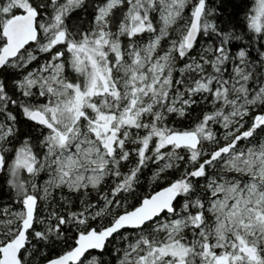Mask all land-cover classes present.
Listing matches in <instances>:
<instances>
[{
  "label": "rangeland",
  "instance_id": "rangeland-1",
  "mask_svg": "<svg viewBox=\"0 0 264 264\" xmlns=\"http://www.w3.org/2000/svg\"><path fill=\"white\" fill-rule=\"evenodd\" d=\"M76 2L66 0L67 5ZM196 3L91 2L94 15L88 37L93 43L78 47L64 46L58 12L53 13V20L37 22L40 41L35 51L47 54L45 58L36 63V56L22 55L6 68L19 74L15 87L23 97L35 86L48 90L46 105L39 112L48 117L55 131L41 134L30 146L31 151L17 152L9 170L10 182L20 171L33 181L45 173L39 186L41 202L48 190H95L107 177L106 168L112 164L117 141L136 144L132 138L137 135L130 128L133 123L145 122L155 113L162 119L182 117L196 97L189 92L190 76L200 74L207 64L201 58L197 70L195 55L178 63L184 55V40ZM140 12L148 16L149 27L141 22ZM251 25L256 32L264 26V0H256ZM104 46L113 48L105 53L101 51ZM65 49L75 57L71 59L72 54H66ZM244 60V52L233 60L229 82L232 99L219 98L226 107L213 119L218 128L209 144L213 151L199 147L195 158L186 156L189 174L199 182L197 194H189L176 211L139 232L124 254L126 264L142 263L148 254L156 257L152 248L160 244L171 245V249L153 264H264V116L255 117L247 126L245 123L249 110L264 103V83L248 86L251 74ZM242 92L244 97L236 95ZM206 98L197 97L201 102ZM31 113L24 115L29 118ZM9 134L0 124V146ZM179 161L177 155H169L159 173ZM109 207L106 203L104 210ZM192 210L198 212L191 214ZM1 217L0 235L3 232L13 240L24 210H4ZM35 225L41 232L48 231L43 217H36ZM244 249L254 251L255 261L243 256ZM96 263L93 256L84 261Z\"/></svg>",
  "mask_w": 264,
  "mask_h": 264
},
{
  "label": "trees",
  "instance_id": "trees-1",
  "mask_svg": "<svg viewBox=\"0 0 264 264\" xmlns=\"http://www.w3.org/2000/svg\"><path fill=\"white\" fill-rule=\"evenodd\" d=\"M77 1L67 5L66 0H0V49L4 45V25L11 17L23 13L26 9L36 10L37 22L43 19L53 20V13L58 12V30L63 33L64 46L91 45L93 42L91 43L88 37L94 15L91 2L100 3L105 0ZM199 1L201 0H196V5ZM204 1L205 9L200 20L198 40L190 50L183 45L184 55L178 61H189L192 55H195L197 70L201 58L207 62L200 74L190 76L189 92L196 96L194 103L186 108L182 117L169 115L162 119L161 115L155 113L145 122L133 123L130 128L137 135L132 138L136 144L130 146L117 141L112 164L106 168L107 177L95 190L77 193L65 189L48 190L45 200L41 202L39 186L45 179V173L33 181L29 175L20 171L13 177L14 181L10 182L9 170L17 152L31 151L30 146L41 134L48 131L34 125L24 115L28 111H42L47 102L48 90L35 86L30 95L23 97L15 87L19 74L10 71L6 66L0 71V124L10 132L0 146V222L3 220L1 213L4 210H22L25 198L32 196L38 205L35 218L43 217L48 230L41 232L34 220L32 230L28 233L26 248L19 257L22 264H44L59 257L75 246L80 234L108 227L118 216L133 210L150 194L165 187H171L178 193L173 211L178 209L182 199H186L189 194H197L199 182L189 174V168L186 166L188 162L185 161L186 156L195 158L197 150L167 148L164 140L174 133L193 132L200 140V149L213 151L214 148L209 145L210 140L218 132L213 119L226 107V103H220L219 98L231 100L233 97L229 82L233 77V60L237 53L245 54L246 70L251 74L248 86L264 83V26L256 32L251 25L256 0ZM59 7L60 11H57ZM140 14L141 22L149 27L148 16L143 12ZM143 34H134L133 38ZM38 41L39 36L36 43ZM180 41L182 42V38ZM36 43L25 48L19 56H36V63L45 58L47 54L35 51ZM112 48L113 46H104L101 51L108 53ZM204 48L207 49L206 52ZM65 50L66 54H72L71 59L75 57L70 50ZM53 51L56 52L55 48ZM174 54L177 55V51ZM244 94L242 92L236 95L244 97ZM199 96H206V101L201 102L197 99ZM259 116H264V103L249 110V115L245 117L246 126ZM169 155H177L179 163L174 162L171 169L159 173ZM191 162L192 159L189 165ZM106 203H110V207L104 210ZM114 204L118 206L113 208ZM196 212L198 211L192 210L191 214ZM150 224L139 230L118 233L106 244L102 252L88 253L79 264H84V261L92 256L97 258L96 264H126L123 261L125 252L138 237V233L150 228ZM10 241L11 237L3 235L2 232L0 247ZM152 249L156 257L148 254L142 263L137 264H153L169 252L171 245L160 244Z\"/></svg>",
  "mask_w": 264,
  "mask_h": 264
},
{
  "label": "water",
  "instance_id": "water-1",
  "mask_svg": "<svg viewBox=\"0 0 264 264\" xmlns=\"http://www.w3.org/2000/svg\"><path fill=\"white\" fill-rule=\"evenodd\" d=\"M205 9V1L196 5L189 29L185 36V48L190 50L198 40L199 25ZM37 12L32 9L11 17L2 29L4 45L0 49V71L11 61L19 57L22 51L36 43L38 39ZM29 121L34 125L43 127L50 132L55 131L45 115L36 111L29 115ZM165 147L189 149L195 151L200 146L198 136L193 132L174 133L164 140ZM178 193L171 187H165L150 194L139 206L118 216L108 227L99 231L90 230L77 237L75 246L68 252L44 264H79L88 253H100L106 244L118 233L125 230H139L154 222L163 215L173 212ZM24 219L21 222L17 236L0 247V264H22L20 254L26 248L28 233L32 230L35 214L36 200L29 197L23 204ZM243 256L255 261L256 255L251 249L242 250ZM172 264H186L176 261Z\"/></svg>",
  "mask_w": 264,
  "mask_h": 264
},
{
  "label": "flooded vegetation",
  "instance_id": "flooded-vegetation-1",
  "mask_svg": "<svg viewBox=\"0 0 264 264\" xmlns=\"http://www.w3.org/2000/svg\"><path fill=\"white\" fill-rule=\"evenodd\" d=\"M29 10H32V9H29ZM29 10H26V11H24V12H27V11H29ZM37 30H38V27H37ZM38 36H39V32H38ZM43 128V127H42Z\"/></svg>",
  "mask_w": 264,
  "mask_h": 264
}]
</instances>
